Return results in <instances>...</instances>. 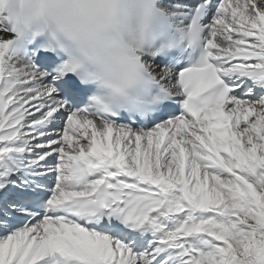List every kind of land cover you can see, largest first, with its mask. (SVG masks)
Segmentation results:
<instances>
[{
  "label": "snow or ice",
  "instance_id": "obj_1",
  "mask_svg": "<svg viewBox=\"0 0 264 264\" xmlns=\"http://www.w3.org/2000/svg\"><path fill=\"white\" fill-rule=\"evenodd\" d=\"M97 75L0 16V264H264V0H108Z\"/></svg>",
  "mask_w": 264,
  "mask_h": 264
},
{
  "label": "clouds",
  "instance_id": "obj_2",
  "mask_svg": "<svg viewBox=\"0 0 264 264\" xmlns=\"http://www.w3.org/2000/svg\"><path fill=\"white\" fill-rule=\"evenodd\" d=\"M107 6L108 0H0V16L18 37L40 39L102 76L119 54Z\"/></svg>",
  "mask_w": 264,
  "mask_h": 264
}]
</instances>
